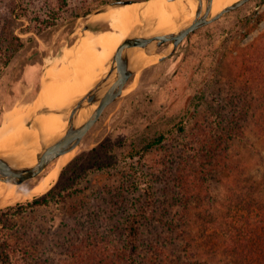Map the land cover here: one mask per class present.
Returning a JSON list of instances; mask_svg holds the SVG:
<instances>
[{"label": "rangeland", "instance_id": "1", "mask_svg": "<svg viewBox=\"0 0 264 264\" xmlns=\"http://www.w3.org/2000/svg\"><path fill=\"white\" fill-rule=\"evenodd\" d=\"M118 1L0 0V127L7 112L25 110L48 93L45 76L55 97L77 94L59 109L68 116L84 96L88 74L87 60L69 52L87 26L94 33L111 30L107 15L99 14ZM263 33L264 0H251L191 33L164 60L152 56L134 67L123 95L84 136L51 188L0 205L27 204L54 190L47 204L10 214L14 225H0V243L22 247L32 264H129L128 226L138 215L136 264H236L232 237L246 239L242 249L257 253L243 257L245 264H264L262 240L249 242L244 224L264 219V99L241 73ZM171 48L166 43L154 54ZM259 61L264 73V57ZM37 108L25 125L43 137L35 119L57 111ZM35 178L23 184L28 188ZM251 232L262 236L261 228ZM0 264L8 262L0 258Z\"/></svg>", "mask_w": 264, "mask_h": 264}, {"label": "bare ground", "instance_id": "2", "mask_svg": "<svg viewBox=\"0 0 264 264\" xmlns=\"http://www.w3.org/2000/svg\"><path fill=\"white\" fill-rule=\"evenodd\" d=\"M238 1L214 0L213 14ZM112 9L106 13L99 14L101 17L105 14L107 15H105L106 20L108 18L110 21L111 30L96 33L86 31L84 37L80 39L79 46L77 49L75 48L76 51L72 49L69 52V57L73 53H79L81 54L80 59L88 62V74L85 76L84 82V95L98 83L101 76L110 71L113 57L120 46L119 37L121 42H124L129 36L175 33L185 23L192 21L197 10V4L195 0H149ZM100 16L99 18H101ZM155 50L154 46L149 51L132 49L130 51L132 66L138 68L152 61L153 57L151 55L154 54ZM145 60H147L146 63H141L145 62ZM50 66L52 64H49ZM42 79L43 88L49 90L48 93L39 100H35L25 110L15 108L7 112L5 114V122L0 127V156L11 158L13 161L12 165L17 168L36 166L38 163L37 156L41 149L28 151L31 149V145L41 147V140L47 144L53 143L64 137L69 128L68 116L59 113L37 116L35 124L42 129L43 137H40L41 135L38 134L36 129L28 128L25 125V121L37 107L46 106L52 110L65 109L68 104L74 101V97H77V94L74 93L61 94L58 98L55 97L52 92L51 81L46 76ZM94 108H96V105ZM89 113L90 110L84 108L77 115L74 121L75 125H82ZM74 152L76 151L74 150L58 158L50 170L39 177L37 176L38 178H35L28 188L24 184L18 185L13 182L0 180V205L22 201L47 191L59 176L63 166L73 158Z\"/></svg>", "mask_w": 264, "mask_h": 264}, {"label": "water", "instance_id": "3", "mask_svg": "<svg viewBox=\"0 0 264 264\" xmlns=\"http://www.w3.org/2000/svg\"><path fill=\"white\" fill-rule=\"evenodd\" d=\"M195 1L197 4V10L194 18L191 22L185 23L175 33L149 36L135 35L129 36L126 40H124L113 57L110 71L104 74L103 79L95 84L86 95L81 97L69 112H66L68 113L69 128L65 136L53 143H42L41 151L37 156L38 163L36 166L31 168L14 167L12 165L13 161L11 158L0 156V180L21 185L25 181L40 175L53 161L69 152L74 151L81 143L84 136L98 122L104 111L123 95L125 86L135 71L134 66L131 64L130 57V51L132 49L149 51L152 46H154L157 50L166 43L172 44V48L169 51L164 53L157 52L156 54L151 55L153 57H159L162 61L173 54L179 45L191 33L219 20L224 15L237 10L251 0H239L238 2L225 7L216 14H213L214 0ZM139 2L144 1L122 0L114 2L111 6L117 8ZM90 29L91 26H87L85 31ZM95 105L96 108H94ZM84 108H88L90 110L89 116L82 125L76 126L74 121L77 115H79ZM55 111H57L56 113H65V111Z\"/></svg>", "mask_w": 264, "mask_h": 264}, {"label": "trees", "instance_id": "4", "mask_svg": "<svg viewBox=\"0 0 264 264\" xmlns=\"http://www.w3.org/2000/svg\"><path fill=\"white\" fill-rule=\"evenodd\" d=\"M252 54L248 55L245 60H243L242 66L243 70L241 73H244V75L250 76L249 80L253 85L259 86V89L261 92H263V99H264V73L262 71L260 72L258 66H259V60L260 58L264 57V33L261 35L260 38L257 39V41L253 44V50ZM261 64V63H260ZM261 83V85H260ZM261 129L264 131V105H262L261 109ZM162 138L154 141V143H159ZM153 143V144H154ZM152 145V144H151ZM54 193V190H51L45 198L42 199H36L32 202H29L27 204H18L16 206H9L4 209H0V225L3 226H13L14 223L9 218L10 214L12 215H19L23 213L24 210L28 208H34L39 205H44L48 203V197ZM151 195V194H150ZM152 197H150V200H152ZM138 215H135L132 217L129 226H128V246L130 248V253L128 255L129 264H136V258L139 255V240H140V227L138 219ZM259 224L256 226L254 220L253 222L248 220V222L244 223L247 224V227H245V230L248 231V233H251L252 235H248V237L245 235V237L248 239V241H252L258 244V240H262L263 246H262V254L264 255V219L258 220ZM254 228H261L262 236L258 239L254 234L251 232ZM261 234V233H260ZM244 237V238H245ZM246 239L236 238L232 237L231 242L232 248L231 253H233L235 260H238L236 264H245L241 259L243 257H246L243 260L251 259V257H256V252H247V250H243V243ZM247 242V241H246ZM22 255L21 264H32V262L28 259H26V252L25 250L17 245L10 244L9 241L3 240V242L0 243V258L4 259L6 262H11V258L18 257ZM231 264V263H230Z\"/></svg>", "mask_w": 264, "mask_h": 264}]
</instances>
